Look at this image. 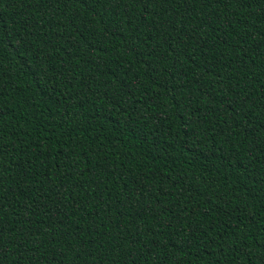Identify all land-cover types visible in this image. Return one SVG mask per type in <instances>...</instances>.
Listing matches in <instances>:
<instances>
[{
  "label": "trees",
  "instance_id": "obj_1",
  "mask_svg": "<svg viewBox=\"0 0 264 264\" xmlns=\"http://www.w3.org/2000/svg\"><path fill=\"white\" fill-rule=\"evenodd\" d=\"M0 264H264V0H0Z\"/></svg>",
  "mask_w": 264,
  "mask_h": 264
}]
</instances>
